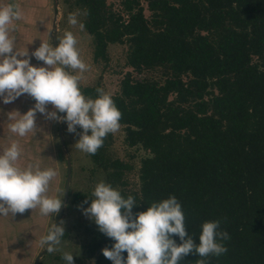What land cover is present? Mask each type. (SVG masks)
Instances as JSON below:
<instances>
[{
    "label": "trees",
    "instance_id": "trees-1",
    "mask_svg": "<svg viewBox=\"0 0 264 264\" xmlns=\"http://www.w3.org/2000/svg\"><path fill=\"white\" fill-rule=\"evenodd\" d=\"M107 1H74L93 37L94 60L107 63L109 44L127 43L134 71L163 67L172 75L160 84L129 71L112 97L126 143L150 152L139 189H127L130 166L105 158L104 143L90 156L108 184L135 198L133 215L175 196L197 244L202 224L220 221L228 251L207 264H264V0H150L152 19L140 0H118L127 19ZM97 88L83 93L97 97ZM77 198L85 201L82 193ZM114 243L97 231L86 247L94 264H112L101 250ZM198 259L189 254L180 264Z\"/></svg>",
    "mask_w": 264,
    "mask_h": 264
},
{
    "label": "clouds",
    "instance_id": "clouds-1",
    "mask_svg": "<svg viewBox=\"0 0 264 264\" xmlns=\"http://www.w3.org/2000/svg\"><path fill=\"white\" fill-rule=\"evenodd\" d=\"M78 15L80 13H69L68 23L73 27L78 25L83 31L85 25L78 21ZM23 18L18 4L0 5V99L9 104L27 94L35 100L26 113L18 110L6 113L9 133L20 138L28 134L36 136L42 132L36 122L40 113L46 120L66 123L67 131L79 136L76 149L95 155L107 135L119 130L122 113L103 89L97 88L95 99L83 95L80 83L89 65L80 56L73 32L66 31L56 47L41 41L31 55L27 48L17 49L12 33L17 29L16 22ZM32 57L42 61L44 66H33ZM48 105L53 110L49 111ZM77 126L82 131L78 132ZM21 155L16 139L0 154V215L15 216L39 209L41 216H56L63 201L47 193L58 171L42 169L38 163L21 167L18 164ZM91 195L90 205L82 211L101 233L115 241L110 249L101 250L112 264H180L189 254L199 256L197 264H207L208 257H219L228 251L223 242L229 240L230 235L220 230V221L204 222L199 243L194 241L186 230L185 215L175 196L153 202L146 211L133 215L132 209L138 205L135 198L131 195L124 198L110 184L99 182ZM87 202L86 199L84 203ZM174 235L179 237L180 244L173 239ZM64 236L61 221L50 228L39 243L51 254L60 251L58 246ZM62 259L66 264H74V255L69 252H63Z\"/></svg>",
    "mask_w": 264,
    "mask_h": 264
},
{
    "label": "rangeland",
    "instance_id": "rangeland-1",
    "mask_svg": "<svg viewBox=\"0 0 264 264\" xmlns=\"http://www.w3.org/2000/svg\"><path fill=\"white\" fill-rule=\"evenodd\" d=\"M75 0H57V19H56V29L64 31H71L77 38V47L80 51V56L82 60L89 65V70L84 73V79L80 83V88L83 93V88L88 86H99L106 93L110 94L111 97L116 95L121 90L122 80L126 76L127 72L132 71L135 79H147L152 80L157 83L163 84L168 76H171L170 70L163 67H151L145 68L143 71H134L132 67L128 65V44L127 43H111L108 47L109 61L96 62L93 58V37L88 33L86 28L80 31L78 25L73 27L68 23L69 13H80L77 19L79 22L83 23V13L78 9ZM141 6L144 7L145 15L148 19H152L153 12L149 9L150 0H140ZM108 5L110 9L116 15H122L124 19H127V13L123 9L120 1L118 0H108ZM63 36L60 35L58 39H62ZM254 62H258V57L254 56ZM75 74V73H74ZM183 79L188 82V75L183 76ZM212 91V88L208 89ZM86 97V94L83 93ZM175 94L170 95L171 99L175 98ZM95 99L96 97H91ZM77 131H82V129L77 126ZM64 141L67 148V153L64 150V161L63 168L61 172L63 173L55 177L53 180L60 179L56 182L59 186L56 193H51L47 195L51 197L61 198L62 201L65 200L66 184L68 180V155L71 157V178H70V193L66 200V207L61 221L64 222L65 236L62 238L61 244L58 246L60 251L54 253H46L40 257L39 264H66V261L62 259L63 252H69L74 255V264H94L95 255H90L87 250V244L94 237L98 231V226L95 222L89 219L83 214L82 209L87 208L92 197V192L94 187L99 182L103 181L108 184L107 181V171L98 164H96L90 154L83 153L75 147L76 141L79 136L67 131V124L65 123L64 128ZM104 145L106 147L105 158L109 157L112 159H121L126 162L130 168L126 172L128 177L127 189H139L140 187V177L139 172L142 164V160L150 155V152L144 149L140 145L129 146L126 143V131L125 126L120 124V128L116 133H110L104 140ZM61 166V167H62ZM62 179V181H61ZM59 184V185H58ZM122 187V186H121ZM120 186H113V188L119 190ZM76 193H82L87 199V203H82L75 199ZM64 195V196H63ZM58 215V214H57ZM57 215H49L48 223L45 235L48 230L52 228L56 223ZM46 248V246L38 244L37 248L34 249L31 264L35 263V260Z\"/></svg>",
    "mask_w": 264,
    "mask_h": 264
},
{
    "label": "crops",
    "instance_id": "crops-1",
    "mask_svg": "<svg viewBox=\"0 0 264 264\" xmlns=\"http://www.w3.org/2000/svg\"><path fill=\"white\" fill-rule=\"evenodd\" d=\"M8 3L18 4L24 13V18L16 22L17 29L12 33L16 37L17 49L23 51L27 48L31 55L41 41L52 43L53 47L58 46V38L60 35L64 36V31L61 32L60 28L56 29L55 26L56 0H0V5ZM30 63L37 67L44 66L42 61H37L34 57ZM34 104L35 100L27 94L21 95L9 104H4L0 99V154L10 146L13 139L19 140L22 149L19 166L26 167L38 163L42 169L57 170L58 176L61 177L63 170L61 172L60 169L63 168L65 156V139H62L65 138L63 134L65 123L46 120L42 114L37 113V126L42 132L36 136L28 134L20 138L8 131L6 113L18 110L23 114ZM47 107L49 111L53 110L51 105ZM58 180L60 179L56 178L50 182L49 188H52L53 194L59 189L56 184ZM48 192L51 193L50 189ZM47 223L48 216H41L39 209L26 210L25 213H17L15 216L0 215V264H31V256L35 253L34 249L37 248L40 238L46 233Z\"/></svg>",
    "mask_w": 264,
    "mask_h": 264
},
{
    "label": "water",
    "instance_id": "water-1",
    "mask_svg": "<svg viewBox=\"0 0 264 264\" xmlns=\"http://www.w3.org/2000/svg\"><path fill=\"white\" fill-rule=\"evenodd\" d=\"M61 137H62V135H61ZM62 139H64V138L62 137ZM65 151L66 152L68 151L67 148H66V146H65ZM67 168H68V180H67V184H66L65 200L63 201L62 208H61L60 212L57 215L56 222H55L56 225H59L60 222H61L62 216H63L64 211H65V207H66V200L69 197V193H70V178H71V171H72V167H71V157H70V155H68V167ZM45 253H46V248L43 251H41V253L37 257V259L35 260V263L34 264H39L40 257L43 256Z\"/></svg>",
    "mask_w": 264,
    "mask_h": 264
}]
</instances>
